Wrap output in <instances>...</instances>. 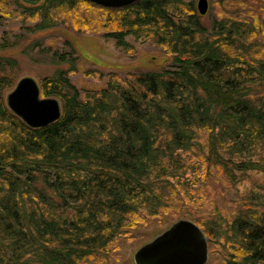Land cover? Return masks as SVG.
Returning a JSON list of instances; mask_svg holds the SVG:
<instances>
[{
    "label": "trees",
    "instance_id": "trees-1",
    "mask_svg": "<svg viewBox=\"0 0 264 264\" xmlns=\"http://www.w3.org/2000/svg\"><path fill=\"white\" fill-rule=\"evenodd\" d=\"M5 18L32 36L93 34L128 56L130 37L171 64L90 71L106 88L80 93L75 60L53 52L68 68L42 78L40 94L61 117L34 129L4 97L18 70L6 53L21 43L0 41V264H120L121 242L165 218L203 232L207 264H264V0H212L205 19L195 0H0Z\"/></svg>",
    "mask_w": 264,
    "mask_h": 264
},
{
    "label": "rangeland",
    "instance_id": "rangeland-1",
    "mask_svg": "<svg viewBox=\"0 0 264 264\" xmlns=\"http://www.w3.org/2000/svg\"><path fill=\"white\" fill-rule=\"evenodd\" d=\"M197 2L198 0H195V7H197ZM207 2L209 6L208 15L212 0H207ZM207 15L202 17L205 19ZM31 25L27 24L29 27H32ZM22 35L31 42L33 39L39 40L41 43L40 48L32 49L23 39L16 40V36ZM3 38L21 43L17 48L6 53L18 62V70L13 74L17 78L15 85L23 78H32L40 87L39 84L42 78L51 75L56 69L67 70L66 65L58 68L50 62L49 56L53 52H58L59 55H68V61L75 60L76 72L69 77V82L80 93L85 91L100 92L106 88V79L104 78L100 82L95 81L93 77L87 75L90 71L100 72L104 76L109 73L125 76L132 71L162 70L171 64L170 60L164 57L161 50L150 44L135 43L130 37L126 41L133 47L132 56H128L122 50L116 48L112 41H106L93 34H78L73 30H66L62 26L32 36L22 30L19 20L13 18H5L0 26V41ZM46 50H49L48 56L41 53V51ZM14 87L4 93L5 101L6 96ZM40 98L42 97L40 96ZM176 222L178 221L165 218L138 229L133 235V240H123L121 242L118 250L120 257L118 262L120 264H135L134 255L137 251L153 242ZM214 259L215 256L209 253L208 263L214 261Z\"/></svg>",
    "mask_w": 264,
    "mask_h": 264
},
{
    "label": "water",
    "instance_id": "water-1",
    "mask_svg": "<svg viewBox=\"0 0 264 264\" xmlns=\"http://www.w3.org/2000/svg\"><path fill=\"white\" fill-rule=\"evenodd\" d=\"M106 9H124L141 0H86ZM197 11L206 16L207 0H198ZM40 87L32 78H23L6 96L9 110L27 126L43 128L61 117V104L53 98H40ZM208 241L203 232L192 222L180 220L153 242L134 255L135 264H207Z\"/></svg>",
    "mask_w": 264,
    "mask_h": 264
},
{
    "label": "bare ground",
    "instance_id": "bare-ground-1",
    "mask_svg": "<svg viewBox=\"0 0 264 264\" xmlns=\"http://www.w3.org/2000/svg\"><path fill=\"white\" fill-rule=\"evenodd\" d=\"M197 9V8H196Z\"/></svg>",
    "mask_w": 264,
    "mask_h": 264
}]
</instances>
